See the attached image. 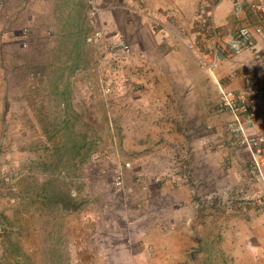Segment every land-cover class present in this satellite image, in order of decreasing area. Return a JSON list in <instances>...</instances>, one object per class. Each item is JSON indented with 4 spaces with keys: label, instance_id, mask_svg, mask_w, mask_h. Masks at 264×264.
Returning <instances> with one entry per match:
<instances>
[{
    "label": "rangeland",
    "instance_id": "rangeland-1",
    "mask_svg": "<svg viewBox=\"0 0 264 264\" xmlns=\"http://www.w3.org/2000/svg\"><path fill=\"white\" fill-rule=\"evenodd\" d=\"M22 1L0 0V264L262 262V184L168 42L192 31L158 0H46L36 26Z\"/></svg>",
    "mask_w": 264,
    "mask_h": 264
},
{
    "label": "crops",
    "instance_id": "crops-1",
    "mask_svg": "<svg viewBox=\"0 0 264 264\" xmlns=\"http://www.w3.org/2000/svg\"><path fill=\"white\" fill-rule=\"evenodd\" d=\"M237 3L238 10L235 9V4L230 0H208L205 2L202 0H158L156 2V6H160L162 11H172L177 25L192 31L191 36L189 34V41L194 46L196 45L195 41H197L196 37L204 41L202 42V45H204L203 49L205 48L204 52H198L200 50L195 49L190 50L191 55L180 56L182 62L178 64V67L187 70V73H189L187 74V78L185 76L186 85L191 84L190 82L194 77L193 73H196L198 70L197 67L200 66V62L204 61L207 63L209 61L207 45H216L221 53L227 55L229 39L236 29L243 26H259L263 29V35L256 38L253 50L229 55L218 64L214 71H207L205 73L207 74L205 79L208 82L205 83L204 90L199 89V93H203V95L200 100L193 99V105L195 106L201 102L200 105H203L202 109L204 110L210 109V105L219 102V88L251 96V83L247 81L251 79L253 86L264 91V0H237ZM46 4H48L46 0L22 1V12L26 14V22H28L29 26H36L41 21V13L44 11ZM13 13L15 12L13 11ZM158 14L159 17L157 19L159 22H162L163 19H161L160 12ZM206 22H211L217 30L215 38H206ZM163 41L162 38L158 40L159 44ZM185 41V39L177 37L175 33H173L171 40L168 39L171 45H176V43L186 45ZM209 86L214 87L218 91V101H216V97L214 100L216 103H210L212 97L210 100H207V97L203 100ZM167 90H170L172 94V87H169ZM184 90H189L188 93L191 94V88H184ZM156 104L158 105V109ZM156 104L147 105L144 103L141 109H151L154 113H159L162 107L161 104L157 102ZM223 115H226L227 120L231 119L228 113H224ZM156 118H158L157 114ZM249 130L255 133H262L264 131V99L257 104V119ZM185 197L188 201L192 199L187 193ZM259 223L253 228V232L249 238L252 243L250 244L248 253L253 254L258 261H262L256 262L257 264H264V217L260 219Z\"/></svg>",
    "mask_w": 264,
    "mask_h": 264
},
{
    "label": "built area",
    "instance_id": "built-area-1",
    "mask_svg": "<svg viewBox=\"0 0 264 264\" xmlns=\"http://www.w3.org/2000/svg\"><path fill=\"white\" fill-rule=\"evenodd\" d=\"M208 1V0H202ZM235 4V9L238 10L237 0H230ZM207 23L206 37H216L217 30L214 28L211 22ZM263 35V29L259 26L250 27L243 26L236 29L228 42V54L224 55L219 51L216 45H208L207 54L209 61L205 63L200 62L202 69L212 72L218 64L229 55H235L243 51H251L255 47L256 38ZM100 38V33H93L91 37L87 39L88 43H92ZM182 39H184L182 37ZM187 47L190 50H195L196 47L189 41V38H185ZM124 52L129 50L128 46H123ZM251 83L250 88L252 95L247 96L241 93L224 90L219 88V102L217 104V110L221 113H228L231 119L226 124V132L235 146L243 149L248 154V175L256 179L262 184L264 190V131L262 133L250 132L249 128L257 119V104L264 99V91L262 89L253 86L251 79L247 80ZM254 206L259 213H264V192L262 197L256 199Z\"/></svg>",
    "mask_w": 264,
    "mask_h": 264
}]
</instances>
